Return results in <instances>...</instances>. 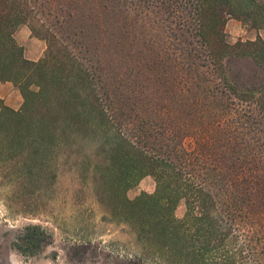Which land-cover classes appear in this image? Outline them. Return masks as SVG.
<instances>
[{
    "label": "trees",
    "instance_id": "trees-1",
    "mask_svg": "<svg viewBox=\"0 0 264 264\" xmlns=\"http://www.w3.org/2000/svg\"><path fill=\"white\" fill-rule=\"evenodd\" d=\"M69 1L0 0V81L23 96L19 110L0 100V165L39 179L54 177L60 154L76 157L101 203L163 264H264V40L231 44L225 30L230 19L264 30V0ZM116 7L143 25L161 18L155 59L161 68L168 57L172 86L162 105L119 71L120 37L104 20ZM22 25L47 44L39 61L15 39ZM233 60L255 67L233 75ZM148 176L155 193L128 199ZM51 242L29 225L13 247L33 257Z\"/></svg>",
    "mask_w": 264,
    "mask_h": 264
},
{
    "label": "rangeland",
    "instance_id": "rangeland-1",
    "mask_svg": "<svg viewBox=\"0 0 264 264\" xmlns=\"http://www.w3.org/2000/svg\"><path fill=\"white\" fill-rule=\"evenodd\" d=\"M87 1L96 6L100 2ZM138 14L134 11L128 17L116 7L115 11L112 8L105 15L104 20L114 23V35L120 37L117 53L118 66L122 69L119 71L127 69V81L132 87L143 91L142 97L149 96L162 105L163 101H167L172 86L163 68V64L168 65V57L163 55L162 62L159 61L163 63H160L161 68L156 64L158 45L165 47L166 42L161 28H151L160 25L161 18L155 15L143 25L141 13ZM95 23L98 24L97 21ZM225 30L227 41L231 44L240 40L254 41L258 37L264 40V30L247 28L236 19H230ZM183 35L189 37V33L183 32ZM15 39L24 48L28 60L44 57L46 42L33 35L27 25L18 28ZM156 40L158 44L154 43ZM188 40L195 43L192 37ZM228 67L234 75L255 66L250 60H233ZM202 71L204 77L211 76V71ZM212 81H216L214 77ZM200 84L205 85L206 78ZM186 146L193 149L194 139L188 138ZM78 161L76 157L67 160L64 154H60L52 164L54 177L39 179L21 177L18 172L20 165L7 171L0 165V264H163L156 258L157 247L138 241L130 224L116 220L111 210L101 203L93 179L82 177ZM155 191L156 182L148 176L130 189L127 197L135 200L143 193L154 194ZM186 211V204L182 201L177 207L176 218L183 219ZM29 225L42 227L52 237L51 244L33 257L23 256L13 247L20 232Z\"/></svg>",
    "mask_w": 264,
    "mask_h": 264
},
{
    "label": "crops",
    "instance_id": "crops-1",
    "mask_svg": "<svg viewBox=\"0 0 264 264\" xmlns=\"http://www.w3.org/2000/svg\"><path fill=\"white\" fill-rule=\"evenodd\" d=\"M32 61H38L39 58L30 59ZM0 100H3L4 103L14 109L19 110L23 105V97L20 94V91L12 83H2L0 81Z\"/></svg>",
    "mask_w": 264,
    "mask_h": 264
}]
</instances>
